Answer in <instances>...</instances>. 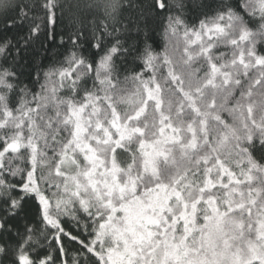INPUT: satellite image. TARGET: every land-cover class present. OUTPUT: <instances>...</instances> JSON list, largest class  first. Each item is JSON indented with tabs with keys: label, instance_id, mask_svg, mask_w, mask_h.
Listing matches in <instances>:
<instances>
[{
	"label": "snow or ice",
	"instance_id": "obj_1",
	"mask_svg": "<svg viewBox=\"0 0 264 264\" xmlns=\"http://www.w3.org/2000/svg\"><path fill=\"white\" fill-rule=\"evenodd\" d=\"M131 8L0 0V264H264V0Z\"/></svg>",
	"mask_w": 264,
	"mask_h": 264
},
{
	"label": "trees",
	"instance_id": "obj_2",
	"mask_svg": "<svg viewBox=\"0 0 264 264\" xmlns=\"http://www.w3.org/2000/svg\"><path fill=\"white\" fill-rule=\"evenodd\" d=\"M119 2L123 6V9H125L123 11V15L125 17H130V18L134 17V15L136 13V9L135 8L128 9L129 0H119ZM133 2L135 3L136 0H133ZM192 2L195 4H198V3H201L202 0H192ZM185 18H186V21H187L189 26L194 25V24L198 26L199 19H203V16L201 15L200 9L193 7L185 13ZM4 19H5V16H4L3 12L0 11V30H2L4 27ZM65 23H67V21ZM63 30H64L63 24L57 26V32L58 33L62 32ZM148 35L150 36V39L148 42L152 43L157 51H161L163 49V47L165 46V44H168L169 49H170V53L173 54L177 59L179 58L181 51L183 49V42L181 39H179L178 37H172L170 39V41H166L162 35V29L161 28H157L155 31L149 32ZM140 38L144 39L143 33L140 34ZM221 50H225V49L221 48ZM65 55H66V53H64V50L60 49L57 51V54L55 57L51 58L50 60H45L44 64L47 67H51L53 64H55V66L59 67L60 64H62V63L65 66H67L66 61H65ZM127 87L129 89H131L133 86L131 85V83H129V84H127ZM37 90H39L38 85H37ZM60 95H64V91H62L60 93ZM121 107L125 108L127 106L122 105ZM224 115L227 119L230 120V117H227L226 113ZM122 159L126 161L128 159L127 155L125 157H123ZM66 247L68 249L66 255L59 256V253H54V255L58 256L60 264H63L64 261H68L70 264L71 260L74 257H76L75 247L72 244L66 245Z\"/></svg>",
	"mask_w": 264,
	"mask_h": 264
}]
</instances>
